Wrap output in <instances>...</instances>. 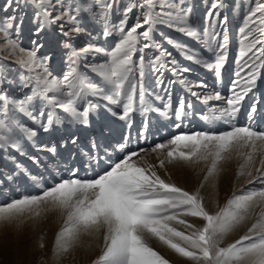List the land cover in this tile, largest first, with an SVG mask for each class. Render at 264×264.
Masks as SVG:
<instances>
[{
  "label": "snow or ice",
  "instance_id": "1",
  "mask_svg": "<svg viewBox=\"0 0 264 264\" xmlns=\"http://www.w3.org/2000/svg\"><path fill=\"white\" fill-rule=\"evenodd\" d=\"M6 3L11 6L12 0H6ZM22 3L34 8L37 33L47 25L59 23L60 32L66 38L62 44L65 49V70L60 76H54L49 67L50 57L38 56L42 45H36L35 41L31 49L20 46L19 25L15 26L13 32L15 16L0 23V52L7 51L15 56L13 63L20 69L19 74L11 79L0 71V149L13 147L20 150L22 138L36 137L37 131L23 124L20 117L32 120L48 133L65 123L89 126L90 116L101 106L129 126L136 111L141 116L149 112H156L165 118L171 115L177 121L186 115L183 98L173 108L169 95L162 108L155 107L152 94L145 87L147 67L154 74H159L155 86L160 88L164 86L163 70L169 64H176L175 60L168 59L171 53L155 39L157 33L163 35L161 26L197 40L201 38V33L190 22L192 9L190 6L184 7L185 0H125L123 4L120 0H93L86 11L99 24L100 31L95 36L89 32L90 39L79 49L74 41L86 30L77 19L78 8L75 10L77 14L66 9L52 16L59 0H16V7L19 8ZM220 7V0H213L207 12L211 32L207 28L204 31V35L209 36L206 44L216 41L219 35L216 28ZM134 9L135 20L129 26ZM4 10L7 11V7ZM114 16L119 19H114ZM226 23L227 17H224L219 21V26ZM66 25H70L67 30ZM239 31L242 39L239 41L236 63L241 70L247 66L248 74L243 82L240 79L233 82L232 94L226 98V106L211 110V118L225 120L230 130L178 134L167 143L156 144L151 149L154 153L163 154L167 149L164 158L159 160L160 168L164 167L166 161L193 166L207 162L206 182L219 174L221 162L234 153L243 160L237 178L245 174L252 177L254 157L259 152L260 167L255 169L257 175L248 183L264 185V131L256 130L251 125L235 126L232 123L245 96L255 87L259 70L264 68V60L256 64L253 59L264 57V0H255L254 6L244 16ZM113 38V46L109 48L108 41ZM165 39L173 47L177 46L175 41ZM227 45L225 30L223 42L216 46L214 62L192 55L186 58L220 77L227 59ZM257 45L260 48L257 49ZM146 50H155V54L148 55ZM99 57L105 59L100 60ZM245 57L248 59L245 60ZM3 59L0 57V60ZM3 67L0 64V68ZM168 70L177 76L178 82L192 96L200 98L193 88L205 85L194 84L182 76L190 69L178 71L171 67ZM236 76L240 78V71L236 72ZM176 82L169 81V84ZM5 84L9 87H3ZM221 99L224 98L219 93L208 94L203 96L202 103L208 105L211 100ZM113 107L119 111H113ZM187 107L191 108L192 105L189 103ZM255 111L256 107L252 105L249 120ZM204 118L209 119L207 116ZM176 127L179 128L180 124H176ZM146 128L145 125V131ZM70 142L77 145L78 138L73 136ZM91 147L97 148L96 143L93 142ZM120 147L124 149V145ZM47 150L53 154L57 152L56 146ZM134 157L143 160L139 152L130 151L95 179L78 178L73 171L69 178L43 189L40 195H22L12 199L0 206V225L16 224L20 227L27 219L38 217L42 206H46V211L58 210L63 223L54 240V261L73 249L82 235H96L99 238L102 232L103 251L93 264H169L151 246L153 239L191 264H264V207H261L242 237L221 246L229 233L249 219L254 207L264 205V187L234 192L219 211L210 213L203 204L199 189L190 193L174 183L166 182L157 174L154 165L141 166ZM245 169H248L247 173ZM186 217L199 218L204 224L196 227ZM177 225L182 227L178 228ZM40 247H43L42 243Z\"/></svg>",
  "mask_w": 264,
  "mask_h": 264
},
{
  "label": "rangeland",
  "instance_id": "2",
  "mask_svg": "<svg viewBox=\"0 0 264 264\" xmlns=\"http://www.w3.org/2000/svg\"><path fill=\"white\" fill-rule=\"evenodd\" d=\"M92 2L93 0H59V3L52 12V16H55L60 11L67 9L73 11V14H77L75 10L79 9L77 19L80 21V26L86 31L75 39L74 43L77 49L82 48L88 42L90 39L89 32L95 36L100 31L99 24L89 17L86 11L92 5ZM124 2L125 0H120L121 4ZM212 2L213 0H185L184 7L190 6L192 9L190 22L201 33L199 40L163 26L160 28V32L163 35L158 33L155 35V39L161 43L162 47L171 53L168 59L176 61L174 66L169 64L168 68L163 70V87L157 88L155 86L159 74H154L150 67L146 68L145 87L152 94L151 99L155 107L162 108L163 103L168 100L169 95L171 96L173 108L177 106L180 98L185 100L186 115L180 121H177L171 115L169 118H165L159 116L156 112H149L146 116H141L136 111L132 114L131 126H129L125 121H121L116 116H113L106 107L101 106L90 116V124L87 127L65 123L45 133L32 120L20 117L23 124L37 131V135L31 139L22 138L20 140V150L13 147L0 149V206L11 202L12 199H18L22 195H40L43 189L69 178L73 171L77 172L76 177L78 178L95 179L105 171L110 170L111 166L119 162L130 151L139 152L143 160H140L139 157H134V159L139 160L141 166H147V164L154 165L157 174L166 182L174 183L176 186L190 193L197 189L200 191L207 183V181H204L208 166L207 162H201L193 166L183 162L170 164L166 161L164 167L160 168L159 160L164 158L167 149L164 150L163 154L154 153L151 149L156 144L167 143L173 136L178 134H191L192 132L199 131L219 133L230 130V125L223 127L222 124L226 122L225 120H214L211 118V110L226 106V98L232 94L233 82L238 79L243 82V78L248 74L249 68L247 66L241 70L237 67L236 63L239 58V41L242 39L239 29L242 26L243 18L248 9L254 6L255 0H220L222 7L218 9L220 15L216 28V32L219 35L216 41H210L209 44H206L205 41L209 40V36L204 35V31L207 28L211 32V29L208 28L207 12ZM5 7H7V11L4 10ZM34 11L32 6L23 3L17 8L16 0H12L11 6L7 5L6 0H0V23H3L8 17L15 16L16 20L13 22V32H15V26L19 25L18 39L20 46L25 49H31L34 47V41L36 45H42L38 56L50 57L49 67L52 74L60 76L65 70V49H63L62 44L66 38L60 32L59 23L47 25L43 31L37 33V24L34 22ZM135 16L136 10L134 9L128 21L129 26L134 23ZM224 17H227L226 25L219 26V21L223 20ZM114 19H119V17L114 16ZM68 27L70 25H66L65 29L67 30ZM225 30L228 36L227 59L224 67L221 69L220 77H217L213 71L204 68L202 65H197L186 58L187 55H192L205 59L208 62H214L216 46L218 43L223 42ZM165 37L175 41L177 46L173 47L168 44ZM13 38L16 37L14 36ZM113 40L114 38L108 41L107 46L109 48L113 46ZM258 48H260V45H257ZM146 51L148 55L155 54V50ZM253 51L255 52L256 50L254 49ZM249 55L251 56L252 53H249ZM0 57L5 58L0 60V64L4 65L3 68H0V71L5 72L10 79L17 76L20 69L13 63L16 57L10 55L7 51L0 52ZM98 59L103 60L105 57H99ZM244 59L247 60L248 57ZM253 59L256 64H260L261 60H264V57H260V59L253 57ZM251 62L249 61V63ZM171 67H175L178 71L184 68L190 69L188 72H183L182 76L194 84L205 85V87L193 88V91L198 93L199 99L196 96H192L178 82L177 76L168 70ZM237 71H240V78L236 76ZM169 81L177 82L169 84ZM3 87L9 86L5 84ZM237 87L239 89L240 85ZM215 93H219L224 99L219 101L211 100L208 105L202 103L204 95H215ZM156 97H159V99ZM262 102L264 103V68L259 70L255 87L245 96V99L241 103L240 111L232 123L235 126H252V123L255 121L254 117L258 118V116H263L264 114V107L260 111L257 109ZM189 103L192 105L191 108L187 107ZM252 105H255L256 111L252 113L253 120L250 122L248 113L251 111ZM112 110L119 111V109L114 107ZM205 116L209 117V119H205ZM176 124H180V127L177 128ZM145 125L147 126L146 131ZM263 127L254 128L264 131ZM103 130L109 133L107 138H103L106 135L103 133ZM73 136L78 138L77 145H72L70 142ZM117 136H120V141L116 146L115 144L109 145L107 143L108 140ZM125 137H127V140H125ZM93 142L97 145L95 149L91 147ZM121 145H124L123 150H121ZM52 146H56L57 148L55 154L47 150ZM141 149L145 151L141 152ZM72 154L78 158L76 161H73V164L70 160L67 161V158L71 157ZM260 159L261 154L257 152L251 169L253 173L252 177L240 176L237 178V174L234 172L230 173V182L227 183L223 190L216 194L215 207L212 204V207L209 209L213 212L209 211L210 213L219 211L227 203L228 199L232 197L234 192L240 193L241 191L264 187V185L259 183H248L249 180L257 175L255 169L260 167ZM66 162L71 164H67ZM242 162V158H238L233 153L229 159L221 162L219 169L220 171H227L239 168ZM174 168L177 170L176 174L173 175L175 178L172 177ZM179 172L180 175H178ZM202 182L203 187H201ZM184 183L191 185V187L184 185ZM201 197H203V204L205 206V198L204 196ZM45 208L46 206H42L38 217L34 216L31 219H27L22 225L36 224V228L38 229V234L34 237L35 241L32 243L31 250L29 251V258L23 256L24 247H22L21 238L15 239L8 233L11 228H15L17 225H0V243L8 240L5 247L0 245V264H93V261L103 251L102 232L99 234V238L96 235H82L78 244L73 249L64 253L58 261L52 259L56 235H54V238H50V230L45 226L48 223L45 224L44 220H48L47 213L49 212ZM260 211L258 210V212ZM252 215L254 216L252 217ZM255 216V214H250V219L246 221L244 226L242 223L229 233L232 235V241L230 240V242L226 243L223 240L221 246H227L242 237L251 226ZM62 223L63 217L56 223L58 225L57 232ZM191 223L194 224L193 221ZM41 243L43 244L42 248L40 247ZM150 244L160 255H170L173 262L168 260L169 264L180 262V260H183L184 264H191L190 261L180 257L177 253L155 239L151 240ZM164 258L166 259L165 256Z\"/></svg>",
  "mask_w": 264,
  "mask_h": 264
},
{
  "label": "bare ground",
  "instance_id": "3",
  "mask_svg": "<svg viewBox=\"0 0 264 264\" xmlns=\"http://www.w3.org/2000/svg\"><path fill=\"white\" fill-rule=\"evenodd\" d=\"M247 103L249 104V101L247 100ZM264 107V103H260V105L258 106V110H262ZM253 120V118L251 120H249L250 122ZM254 122L252 123V126L257 128L260 126H264V114L263 116H258V118H256V116L254 117ZM223 127L229 126V124L227 122L222 124ZM264 128V127H263ZM103 133H105L106 135H104L103 138H107V136L109 135V133H107L106 130H103ZM119 138V139H118ZM120 141V136H117L116 138H111L110 140L107 141V143H109V145H113L118 143ZM114 146V147H115ZM70 162L73 164V161H76L78 158L74 157V155L72 154L71 157L67 158ZM67 164H71L69 162H66ZM198 171H200V169H198ZM238 168H234L231 170H227V171H219V174L209 178V180L207 181L206 185L199 191L201 196H204L205 198V208L210 211L213 212L212 210H210L209 208L212 207V204L215 207L214 201H215V197L216 194L218 192H220L221 190H223L225 188V186L227 185L228 182H230V173L234 172L235 174H237ZM248 169H245V173H247ZM177 172V170L174 168L172 171V177L175 178V175ZM77 173V172H75ZM178 175H180V172L178 173ZM163 176V175H162ZM244 177H247V174L243 175ZM165 178V176H163ZM242 178V177H241ZM171 182H176L174 180H169ZM184 185L191 187V185H188L186 183H184ZM261 207H264V205H261L260 207H254L251 210L250 214H257L258 210H261ZM259 213V212H258ZM254 215H252L253 217ZM47 218L48 220H44L45 224L48 223L47 225H45L49 230H50V238H54V235L57 234V230H58V225L56 224L58 221H60V219L62 218V216L60 215L58 210H51L47 213ZM185 219L189 220L190 222H194L196 227H202L204 224V221L199 219V218H192V217H186ZM250 219V218H249ZM254 220V218H253ZM248 221V219L246 220ZM246 221L243 222V226L244 224H246ZM43 225V226H44ZM44 226V227H45ZM242 226V227H243ZM178 228H181L182 226L177 225ZM241 227V228H242ZM240 229V228H239ZM9 234H11V236H13V238L17 239L18 237L21 238L22 240V247H24V257L29 258L30 256V250H31V245L32 243H34V237L37 236L38 234V229L36 228V224H30V225H25V226H20V227H15V228H11L8 231ZM232 235L228 234L224 240L225 242H230ZM8 240H4L0 243V245L2 247H5L7 245ZM232 241V240H231ZM166 257L167 260H171L170 255L169 254H165L164 255ZM163 256V257H164ZM173 262V261H172ZM173 264H184L183 260L180 262H175Z\"/></svg>",
  "mask_w": 264,
  "mask_h": 264
}]
</instances>
